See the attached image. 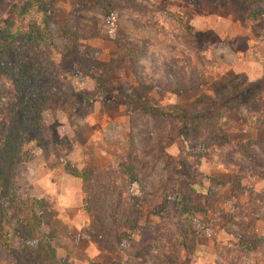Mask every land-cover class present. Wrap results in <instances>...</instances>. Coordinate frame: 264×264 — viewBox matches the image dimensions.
I'll use <instances>...</instances> for the list:
<instances>
[{"label": "rangeland", "instance_id": "1", "mask_svg": "<svg viewBox=\"0 0 264 264\" xmlns=\"http://www.w3.org/2000/svg\"><path fill=\"white\" fill-rule=\"evenodd\" d=\"M35 1L0 0V27L26 10L0 41V264H264V4ZM64 31L85 59L134 55L101 77ZM138 78L160 115L122 97ZM203 97L224 140L179 122Z\"/></svg>", "mask_w": 264, "mask_h": 264}, {"label": "trees", "instance_id": "2", "mask_svg": "<svg viewBox=\"0 0 264 264\" xmlns=\"http://www.w3.org/2000/svg\"><path fill=\"white\" fill-rule=\"evenodd\" d=\"M37 1L38 0H36L34 3H37ZM252 1L254 5L264 4V0ZM108 5H110V2ZM112 5L113 4L111 3V6ZM118 6L120 5L118 4ZM25 13L26 10H21L17 7L13 9V12L8 18L5 26L0 27V41L6 42L9 39L16 37V34L19 33V30L18 28L14 29V27L17 25L18 22L21 23ZM256 15L257 14L255 12L251 13L252 17H256ZM35 35L38 38L41 37V34L39 32H36ZM63 36L68 41L67 46L65 47V51L63 53V58L73 57L80 61L82 64L84 63V65L87 67V70H89L91 67L97 68L102 73L101 77L109 72L120 73L127 67L129 58L134 55L133 51L127 48L126 46H119L116 51H113L110 54L109 59L106 63L97 60L85 59L84 57H80L78 52L77 45L81 38L78 35L70 33L68 31H64ZM156 87L157 86L149 80H146L144 78H138L136 80V85L134 86V88L129 93L124 94L122 97L128 104H130L134 108V110H139L143 113L151 115H160V112H158L155 108L151 107L147 102L148 94H150L154 89H156ZM201 101L204 103H210L213 106L212 109L197 116L186 114L184 115V118H180L179 122L187 121L188 123H190V125L195 129L197 137H200L204 144H210L212 142L224 140L227 137L229 130H226L224 124L225 122L223 120V116L221 114L220 109L217 107L216 103L212 102L211 100L205 97L201 98ZM119 170L126 180L130 182H136L138 180V170L136 168L132 155L129 156L126 162L119 166ZM187 203L188 202L186 201L183 202L185 210H183L182 215H185L186 221H190L191 215L189 208L186 205ZM138 214L139 212L135 210L133 212V218L128 219L126 224L127 230L131 229L135 225ZM119 240L121 241V239Z\"/></svg>", "mask_w": 264, "mask_h": 264}]
</instances>
